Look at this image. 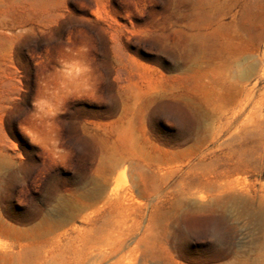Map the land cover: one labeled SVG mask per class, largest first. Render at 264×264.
<instances>
[{
    "label": "rangeland",
    "instance_id": "obj_1",
    "mask_svg": "<svg viewBox=\"0 0 264 264\" xmlns=\"http://www.w3.org/2000/svg\"><path fill=\"white\" fill-rule=\"evenodd\" d=\"M0 264H264V0H0Z\"/></svg>",
    "mask_w": 264,
    "mask_h": 264
},
{
    "label": "bare ground",
    "instance_id": "obj_2",
    "mask_svg": "<svg viewBox=\"0 0 264 264\" xmlns=\"http://www.w3.org/2000/svg\"><path fill=\"white\" fill-rule=\"evenodd\" d=\"M251 70H253V66H249L247 68H244L242 70V72L244 73V76H245L246 74H249L251 72Z\"/></svg>",
    "mask_w": 264,
    "mask_h": 264
}]
</instances>
